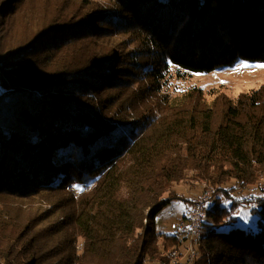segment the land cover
Segmentation results:
<instances>
[{
	"label": "trees",
	"instance_id": "16d2710c",
	"mask_svg": "<svg viewBox=\"0 0 264 264\" xmlns=\"http://www.w3.org/2000/svg\"><path fill=\"white\" fill-rule=\"evenodd\" d=\"M239 59L264 62V0H0V264L158 262L175 184L255 185L264 84L165 88ZM240 205H209L191 264H264V197Z\"/></svg>",
	"mask_w": 264,
	"mask_h": 264
},
{
	"label": "rangeland",
	"instance_id": "374dc122",
	"mask_svg": "<svg viewBox=\"0 0 264 264\" xmlns=\"http://www.w3.org/2000/svg\"><path fill=\"white\" fill-rule=\"evenodd\" d=\"M261 65H264V62L239 59L234 65L220 70L203 74L185 73L182 77L177 74L176 68L171 67L169 74L166 76V92L173 100L177 101L188 89L199 87L202 89L208 102H211L215 96L221 93L230 99H235L240 93L259 88L264 84V67ZM262 173H259V181L250 187H239L234 180H231L224 186L229 191L228 195L225 192L219 191L220 193L213 196V189L201 181L180 182L175 184L173 189L192 202L205 189L209 190L210 204L216 197H219L225 205H229L233 200L240 201L241 205L236 214L238 218L237 223L248 226V224L251 225L256 220L255 215L251 214V208L254 206L255 200L264 197V173ZM186 201L173 200L156 216L155 222L158 232L160 257L158 262L147 260L145 264H191L196 258V248L194 256L190 260H187V244L179 242L178 245L166 247L163 243L164 233L172 230V224H177L181 221V210L187 203ZM144 223H146V219H144ZM174 251L178 255L176 258L172 256Z\"/></svg>",
	"mask_w": 264,
	"mask_h": 264
},
{
	"label": "built area",
	"instance_id": "2783aa9c",
	"mask_svg": "<svg viewBox=\"0 0 264 264\" xmlns=\"http://www.w3.org/2000/svg\"><path fill=\"white\" fill-rule=\"evenodd\" d=\"M210 193L205 189L195 201L191 202L184 210L182 219L177 224H172L171 232L176 233L179 242L187 244V260H190L200 244L201 226L205 220L207 209L210 205ZM176 258L178 255L173 252Z\"/></svg>",
	"mask_w": 264,
	"mask_h": 264
},
{
	"label": "crops",
	"instance_id": "0c3cea01",
	"mask_svg": "<svg viewBox=\"0 0 264 264\" xmlns=\"http://www.w3.org/2000/svg\"><path fill=\"white\" fill-rule=\"evenodd\" d=\"M191 202H192V201L187 202V203L185 204L184 208H182V210H181L182 215H183L184 210L187 208V206H188ZM161 232H162V231H161ZM170 232H171V231H170ZM165 233H166V232H165Z\"/></svg>",
	"mask_w": 264,
	"mask_h": 264
},
{
	"label": "snow or ice",
	"instance_id": "6c2138e0",
	"mask_svg": "<svg viewBox=\"0 0 264 264\" xmlns=\"http://www.w3.org/2000/svg\"><path fill=\"white\" fill-rule=\"evenodd\" d=\"M262 67H264V65H261Z\"/></svg>",
	"mask_w": 264,
	"mask_h": 264
}]
</instances>
